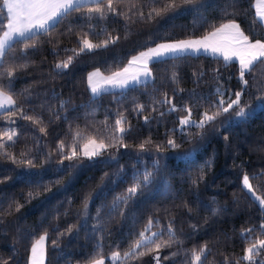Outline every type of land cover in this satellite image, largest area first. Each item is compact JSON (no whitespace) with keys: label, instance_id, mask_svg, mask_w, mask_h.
I'll list each match as a JSON object with an SVG mask.
<instances>
[{"label":"trees","instance_id":"1","mask_svg":"<svg viewBox=\"0 0 264 264\" xmlns=\"http://www.w3.org/2000/svg\"><path fill=\"white\" fill-rule=\"evenodd\" d=\"M136 2L140 4L145 0ZM195 2L214 6L199 14L178 16L171 22H168L171 13L162 14L151 23H141L135 18L128 21L126 16H109L99 24L93 21L96 33L106 29L121 39L107 49L81 53L74 57L67 70L59 71L55 64L71 54L66 50H79L76 43L78 37L68 32L69 28L75 31L84 26L83 23H76L84 14L75 13L60 25L51 38L41 37L36 47L29 48L27 53L16 49L12 54L14 59L0 69L5 73L3 82L6 84V73L12 64L25 65L16 68L13 77L15 92L22 94L17 97V105L23 106L28 114H41L47 125V132L41 133V125L23 120L19 114L0 117V132L15 128L18 133L14 137L15 145L7 151L17 161L32 159L35 165L30 168L27 164L13 163L0 156V178L7 177L0 183V259L7 260L8 264H27L31 243L46 230L48 242L44 264H87V258L96 249L94 233L97 225L103 229L107 257L110 246L119 245L121 249H126L149 216L154 219L158 216L162 224L174 218L176 235L182 241V245L173 243L171 247H162V260L178 248L181 252L173 259L182 260L185 251L204 243L213 253L209 264H220L224 255L230 258L243 256L246 245L241 240V231L249 227L258 228L264 220V211L258 202L253 201L246 189L242 190V176L247 173L256 194L264 196V179H252L264 172V110L257 108V102L252 99L256 94L255 88L264 83V66L257 68L254 73L257 83L254 85L249 80L251 90L242 98V102L256 108L254 115L247 121L221 116L215 128L204 130L202 138L195 129L182 134L177 116L184 113L168 114L167 106L160 107L156 101L163 100L165 92L173 97V89H182L175 95L173 103L177 107L181 104L193 107L192 118L198 120L201 110L215 104L217 87L226 93V100L228 94L239 90L235 64L226 67L221 58L203 54L189 55L184 59L167 58L166 62L151 65L155 87L149 84L125 92L123 96L116 92L115 95L94 98L85 82L87 74L96 68L105 74H108L106 70H119L131 55L145 50L147 46L198 39L207 34L208 24H219L226 12L237 13L236 19L246 33L254 27L264 36L259 24L253 25L254 0ZM176 3L181 9L187 7L182 0H176ZM80 35L83 36V33ZM87 38L93 43L107 39L103 35L97 39L91 34ZM25 56L26 59L23 58ZM217 69L218 78L214 71ZM173 72L178 83L171 80ZM192 94L199 101L195 107L194 101L188 99ZM61 102L64 103L63 109ZM135 103L145 106L142 115L132 110ZM153 105L158 109L156 112L150 110ZM118 111L124 113L130 124L124 141L128 145L126 150L121 148L116 153L110 148L93 160L80 157L60 162L57 144L59 140H64L65 151H68L70 130L79 129L84 135L92 134L97 139L106 137L112 130ZM161 111L166 113L163 117L159 115ZM55 113L59 114V119L55 118ZM143 116L148 117L147 123ZM106 119L107 127L103 123ZM9 120H15V124L9 123ZM173 129H176L174 133ZM169 134L180 145L179 148L161 153L138 151L137 146L149 137L153 145L166 146ZM105 143H108L107 139ZM109 153H115V159H110ZM188 153L191 155L183 158ZM157 159L158 167L154 168L153 161ZM145 168L153 172L151 183L137 190L135 197L125 206L123 216L109 215L115 198L125 194L133 184L134 175ZM202 169L204 179L193 187L192 180ZM29 193L32 195L29 196ZM181 201L189 203L191 213L177 207ZM201 201L208 207H203ZM17 205H22L19 211L15 210ZM210 209H219V212L213 214ZM167 211L172 212V217L166 215ZM71 224L80 228L77 239H73L77 235L75 230L71 236H56V229L63 231ZM85 224L87 227H81ZM53 239L57 240L55 247L51 244ZM150 259L146 256L132 264H147ZM173 259L163 261V264H173ZM105 264H108L107 258Z\"/></svg>","mask_w":264,"mask_h":264},{"label":"snow or ice","instance_id":"2","mask_svg":"<svg viewBox=\"0 0 264 264\" xmlns=\"http://www.w3.org/2000/svg\"><path fill=\"white\" fill-rule=\"evenodd\" d=\"M186 7L183 10L177 5L176 0H145L144 3L138 4L136 0H0V69H3L10 61L14 59L12 54L16 49L27 53L29 48H35L37 41L41 37L51 38L52 34L57 31L60 25L72 17L75 13H83L84 15L76 21L77 24L83 23V27L78 30L68 29L69 33L78 37L76 43L77 48L66 50L71 53L66 59L58 60L55 68L59 71H64L73 63L74 57H78L81 53H92L98 49H107L110 45H115L121 37L119 35H111L106 29H102L101 33H96V24L107 20L109 16L118 18L126 16L128 21H133L134 18L141 23H151L162 14L171 13L168 22H171L178 16L184 14H199L209 6L214 5H197L195 0H182ZM254 9L253 25L259 24L260 29L264 30V0H254L252 4ZM237 13H225V17L221 18L219 24H208L207 34L202 35L198 39H181L173 42L159 43L153 46H147L145 50L138 51L136 54L128 58L125 66L119 70H106L108 74L102 72L100 68L89 72L86 76V84L94 98L104 95H115L116 90H119L120 95L125 92L135 91L139 88L147 87L151 84L155 87V77L152 74L150 65L154 63L166 62L168 57L173 59L188 58L189 54L199 56L202 52L212 56L222 58L224 65L235 64L237 66V78L240 84L239 90L228 94L227 100L225 92L217 87V100L214 105L199 112V119L192 118L193 107L187 104H181L179 107L173 103L175 95L182 89H173V97H169L167 92L163 93L164 99L156 101L160 107L167 106V113L181 112L183 116H177L179 131L186 134L187 130L195 129L197 135L202 138L204 130L207 128H215L217 120L221 116L226 119L235 118L238 121H247L254 113L256 108H253L250 103L242 102V98L249 92V80L257 83L254 73L257 68L264 66V36H261L254 27L249 33L241 27V24L236 19ZM96 21V24H93ZM115 22V21H114ZM127 26V25H126ZM83 33V36L80 35ZM89 34L97 39L100 35L106 36L107 39H100L98 43H93L87 37ZM127 39V36H125ZM57 55H59L57 53ZM26 59V56L23 57ZM25 65L12 64L6 73L7 83L5 84V73L0 71V117H15L18 114L23 120L31 121L34 125H41L39 132L46 133L47 125L41 114L33 112L28 114L23 106L17 105L18 94L14 89L13 77L15 76L16 68H23ZM219 76V70H214ZM194 76L197 73H193ZM202 76L203 73H200ZM247 76V78H246ZM173 83H178L176 73L171 76ZM256 94L252 97L257 102V108L264 110V83L259 84L255 88ZM194 101L193 106H197L199 101L195 94L188 97ZM202 99V98H201ZM64 103L61 102L63 109ZM137 115H142L145 111V106L140 103H135L132 109ZM150 110L156 112L158 109L155 105L151 106ZM231 113L230 116L226 115ZM166 113L161 111L159 115L163 117ZM55 118L59 119V114L55 113ZM145 122H148V117L143 116ZM9 123L15 124V120H9ZM107 127V119L103 122ZM223 124V121H221ZM125 125H129L128 128ZM130 131V124L123 112H117L112 130L106 137L97 139L95 135H84L79 129L70 130V143L67 145L68 151H65L66 145L64 140H59L57 144V152L59 153L63 163L64 160H74L80 157L93 160L100 156L108 149H115L118 153L121 148L127 149L128 145L124 142L126 133ZM176 129H173L174 133ZM118 133V135H117ZM18 135L15 128H10L0 132V156L12 160L13 163L27 164L28 167H35L32 159L17 161L14 155H11L7 149L15 145L14 137ZM6 138V139H5ZM105 139L108 143H105ZM227 140V137H224ZM174 138L169 134L166 139V146L161 144L153 145L151 137L142 141L137 149L140 152L152 153L153 151L161 153L169 149L175 150L179 148ZM21 155H24L21 153ZM191 153L186 154L187 158ZM110 159H115V153H109ZM159 160L153 161V167H158ZM153 177V172L144 169L143 172L134 175L133 184L127 188L126 193L117 196L109 211V215H124V208L128 201L135 197L137 190L147 187ZM4 178H0V183ZM204 179L203 169L200 174L192 180L193 187H197L200 181ZM252 179H264V172L257 174ZM242 190L246 189L254 202H258V206L264 211V196L257 195L253 189L250 177L247 173L242 176ZM32 194L29 193V196ZM205 208L208 206L200 202ZM22 205L16 206V211H19ZM177 207H183L188 213L192 212V207L187 201H181ZM213 214L219 212V209H210ZM11 211V208L9 209ZM87 214V200L85 201V215ZM99 215V213H98ZM155 215V214H154ZM166 215L172 217V212L167 211ZM175 220L169 218L166 224H162L158 216L153 218L149 216L142 230L135 234V238L126 249H121L119 245L110 246L105 257L103 245V229L97 225V231L94 236L97 240L94 253L87 258V264H105L107 258L108 264H132L133 261L141 260L149 256L151 259L147 264H163V261L177 257L181 249L169 253L163 257L160 255L162 247H171L173 243L182 245L176 235ZM81 227H87L83 225ZM196 230V226H192ZM156 229L155 231L153 229ZM77 235L73 239L78 238L80 228L75 224L67 226L63 231L56 229V236L63 237L71 236L73 231ZM241 240L246 245L243 256L239 258H230L224 255L220 264H264V220L261 221L258 228L249 227L241 231ZM48 232L45 230L38 239L33 240L29 247L30 255L27 264H44L47 254ZM53 247L56 246L57 240L51 241ZM212 250L207 243L193 247L191 250L184 252L182 260L173 259V264H209V257L212 256ZM0 264H8L7 260L0 259Z\"/></svg>","mask_w":264,"mask_h":264},{"label":"rangeland","instance_id":"3","mask_svg":"<svg viewBox=\"0 0 264 264\" xmlns=\"http://www.w3.org/2000/svg\"><path fill=\"white\" fill-rule=\"evenodd\" d=\"M197 5H198V4H197ZM187 7H190V6H187ZM184 8H186V7H184ZM184 8H183V9H184ZM183 9H181V10H183ZM201 54H203V55H207V56H211V57L221 58V57H219V56H212V55L205 54V53H203V52H202ZM201 54H200V55H201ZM189 55H191V54H189ZM168 58H171V57H168ZM221 59H222V58H221ZM150 67H151V65H150ZM116 92H119V90H116ZM90 94H91V93H90Z\"/></svg>","mask_w":264,"mask_h":264}]
</instances>
